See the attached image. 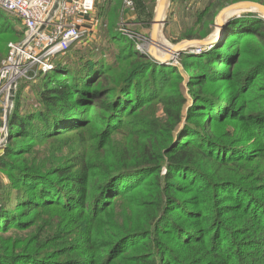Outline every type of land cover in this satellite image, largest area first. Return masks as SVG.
<instances>
[{"label":"trees","instance_id":"1","mask_svg":"<svg viewBox=\"0 0 264 264\" xmlns=\"http://www.w3.org/2000/svg\"><path fill=\"white\" fill-rule=\"evenodd\" d=\"M230 1L199 11L189 39ZM221 33L181 55L186 89L177 67L116 35L125 63L98 85V59H63L93 39L30 82L31 111L18 85L0 155V264H264V18Z\"/></svg>","mask_w":264,"mask_h":264},{"label":"rangeland","instance_id":"2","mask_svg":"<svg viewBox=\"0 0 264 264\" xmlns=\"http://www.w3.org/2000/svg\"><path fill=\"white\" fill-rule=\"evenodd\" d=\"M159 0H134V10L128 12L123 4V0H109L106 2H110L114 6V10L111 13V17L109 20V24H112L114 30L111 29V25L108 28H104L100 31H97L93 37L91 42L92 45L88 47H82L81 45H76L74 47V51L71 50L67 52L63 57L66 61H75L83 62L85 59H98V63L93 67L94 70L100 71L95 72L98 76H96L91 85H98L100 83V76L104 71L108 70V65L115 66V69L112 72H109L108 76H113V74L119 72L120 67L125 60L117 61L114 56L119 52V40L113 41L111 35L119 36L118 39L122 38V40L127 39L132 41L135 45V49L140 53L152 54L159 58L160 63L164 65H168L169 67H177L179 69V73L183 78L182 86L186 89L187 82L190 78L189 73L183 68L181 64L182 54H187L191 56H200L209 50V47L215 42L220 41L222 37V33L220 38L216 41L215 36L218 34V31L222 32V29L228 24V21L232 18H239L245 15H249L252 13H259L263 18L264 15L261 14L258 10L250 7L249 1L245 0H231L228 3H223L222 7L217 9L215 22L213 25H209L207 29V34L203 39H189L190 30H197L199 27L196 23L198 19L197 15L200 14L201 11H204L206 7L213 3H216L217 0H170L166 9H164L163 16L161 17V23H159L157 31H155V19H156V11ZM219 3L217 2V5ZM101 5L98 4L97 10ZM225 9V12L222 14L221 22L222 26L219 28L218 23L216 22L217 16ZM200 11V12H199ZM4 13L3 11H0ZM128 15V17H126ZM8 17V15H7ZM10 17V15H9ZM8 17V18H9ZM6 18V19H8ZM10 18L18 21L16 17L11 16ZM137 21H141V23H137ZM9 23H0V29L4 32L0 33V68L2 63L7 58L8 55V45L10 43L16 42L18 37L16 33H12V26L16 27V29H22V25L15 26L12 21L8 20ZM212 23V22H211ZM116 24V25H115ZM19 27V28H18ZM223 27V28H222ZM7 29V30H5ZM211 29V30H209ZM130 35L128 37L127 35ZM153 34H155L156 42L153 43ZM248 37V36H247ZM192 38V37H190ZM214 38V40H213ZM240 38L238 42L233 43L231 46L240 45ZM196 41H204L205 45H188L183 48V51L179 53H174L172 50L176 49L178 45L183 44L185 42H196ZM106 55V57H105ZM182 55V56H181ZM81 57V58H80ZM181 57V58H180ZM102 61V62H100ZM76 64H79L76 62ZM54 66V64H53ZM75 67V66H72ZM52 71V70H51ZM50 72V71H48ZM47 72V73H48ZM108 73V72H107ZM191 74L198 73L197 71L190 72ZM26 82V81H25ZM23 81V85L26 86L21 90V107L22 110L31 111L34 103V99L37 94L34 84H30V82L25 83ZM22 83V81L20 82ZM22 85V86H23ZM38 90L42 88V86L37 87ZM188 95V94H187ZM15 98L13 100V107H11V112L14 108ZM0 112L2 117V127L0 129L1 137H0V155L3 154V145L7 142V113L8 111H3L1 102H0ZM10 112V114H11ZM96 110L88 108L86 111V115L88 117H94L96 114ZM162 113V110L159 111ZM125 121H130L128 117L124 119ZM28 140H20L21 142H26ZM9 178L6 174L0 171V190L1 188L9 183Z\"/></svg>","mask_w":264,"mask_h":264},{"label":"built area","instance_id":"3","mask_svg":"<svg viewBox=\"0 0 264 264\" xmlns=\"http://www.w3.org/2000/svg\"><path fill=\"white\" fill-rule=\"evenodd\" d=\"M98 0H0V10L20 20L24 36L8 45L0 68V102L11 112L18 85L53 70V60L73 44L93 39L98 22L91 18ZM128 12L134 0H123ZM128 37L130 35L125 34ZM7 113V112H6Z\"/></svg>","mask_w":264,"mask_h":264},{"label":"water","instance_id":"4","mask_svg":"<svg viewBox=\"0 0 264 264\" xmlns=\"http://www.w3.org/2000/svg\"><path fill=\"white\" fill-rule=\"evenodd\" d=\"M170 2V0H159L158 1V6H157V11H156V19H155V24H159L161 21H159L160 20V16H161V13H162V11H163V9H166V7H167V5H168V3ZM249 4H250V7H252V8H254V9H256V10H258L261 14H263L264 15V6L263 5H261V4H258V3H254V2H249ZM225 12V9L224 10H222V12L217 16V18H216V22L218 23V26H219V28L222 26V22H221V17H222V14ZM155 34H153V41L154 42H156L155 41V36H154ZM220 35H221V30L219 31V35L217 34L216 36H215V40H214V38H213V40L214 41H216V40H218L219 38H220ZM197 43V44H196ZM205 43L206 42H204V41H196V42H185V43H183L184 45H183V47L182 48H179V49H176V51H174V53H181L182 51H183V48L184 47H186V46H188V45H194V44H196V45H205ZM181 45V44H180ZM179 46V45H178ZM151 56L155 59V60H159V58H157L155 55H154V53H152L151 54ZM9 117H10V112H8L7 113V122H8V120H9Z\"/></svg>","mask_w":264,"mask_h":264},{"label":"crops","instance_id":"5","mask_svg":"<svg viewBox=\"0 0 264 264\" xmlns=\"http://www.w3.org/2000/svg\"><path fill=\"white\" fill-rule=\"evenodd\" d=\"M106 1H109V0H98L97 5L100 4L101 6L99 7L98 10L96 7L95 13L91 16V18L96 19L98 22L96 32L100 31L104 28H107V24H109L111 13L115 8L114 6H116V5H113L112 3L106 2ZM126 17H128V15H126ZM139 22L141 23V21H137V23H139ZM153 43H154V41H153Z\"/></svg>","mask_w":264,"mask_h":264},{"label":"bare ground","instance_id":"6","mask_svg":"<svg viewBox=\"0 0 264 264\" xmlns=\"http://www.w3.org/2000/svg\"><path fill=\"white\" fill-rule=\"evenodd\" d=\"M163 13H164V9H163V11H162V13H161V16H160V20H159V21H161V17L163 16ZM222 22H223V21H222ZM160 23H161V22H160ZM158 26H159V24H156L155 31H157ZM222 28H223V27H222ZM220 30H221V29H220ZM218 35H219V31H218ZM155 41H156V39H155ZM183 45H184V44L179 45L176 49L182 48ZM176 49H173L172 51L174 52V51H176Z\"/></svg>","mask_w":264,"mask_h":264}]
</instances>
